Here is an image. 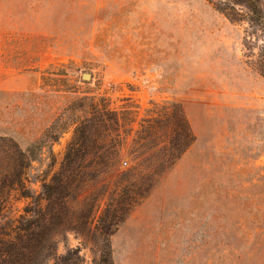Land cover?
I'll return each mask as SVG.
<instances>
[{
    "label": "rangeland",
    "instance_id": "obj_1",
    "mask_svg": "<svg viewBox=\"0 0 264 264\" xmlns=\"http://www.w3.org/2000/svg\"><path fill=\"white\" fill-rule=\"evenodd\" d=\"M240 2L0 0L2 224L37 200L49 218L44 186H55L74 137V100L94 98L117 114L121 158L71 205L102 194L97 221L116 189L136 198L109 237L113 264H264V22ZM172 103L195 141L171 162ZM15 148L29 198L10 191ZM53 240L57 263L78 250L94 264L105 247L93 229Z\"/></svg>",
    "mask_w": 264,
    "mask_h": 264
},
{
    "label": "trees",
    "instance_id": "obj_2",
    "mask_svg": "<svg viewBox=\"0 0 264 264\" xmlns=\"http://www.w3.org/2000/svg\"><path fill=\"white\" fill-rule=\"evenodd\" d=\"M262 0H242L236 3L244 6L250 15L252 23L264 22V12L261 7ZM232 5V11H234ZM218 11H225L217 8ZM224 14L232 21H236L235 14ZM77 94V92H75ZM84 98H76L72 111L75 114L73 123L74 137L67 147L60 171L56 174L53 187L47 184L49 198L54 199L49 218L42 212L41 204L37 200L35 210H24V214L9 220L3 216L4 198L0 199V264H44V261L54 259V264H82L78 250H70L61 257L57 263L56 244L53 235L61 230H73L82 236L88 237L93 229L95 240L105 242L99 258L94 264H113L109 237L114 234L121 223L133 208L136 198L122 197L116 189L107 201L105 212L95 221V214L103 201L102 194L96 196L91 193L79 203L82 208L79 212L73 211L71 204L78 196L95 183L99 176L112 171L121 158V145L113 133L117 131L119 119L104 101L90 99L88 106L82 104ZM86 117L80 116L84 112ZM167 110L172 111L166 115L163 128L172 130L170 140L169 161H176L193 144L195 137L185 117L182 107L177 103L169 104ZM16 154L20 157L19 173L13 182L10 191L16 192L20 198H29L28 190L22 179L24 154L18 149ZM119 182L118 184H120ZM117 188H119L117 186ZM127 188V184L122 187ZM120 188V189H121ZM74 189V190H72ZM75 192L73 195L72 192ZM60 207L59 209L57 208ZM111 212V215H107ZM96 222V223H95Z\"/></svg>",
    "mask_w": 264,
    "mask_h": 264
},
{
    "label": "water",
    "instance_id": "obj_3",
    "mask_svg": "<svg viewBox=\"0 0 264 264\" xmlns=\"http://www.w3.org/2000/svg\"><path fill=\"white\" fill-rule=\"evenodd\" d=\"M82 79H84V80L91 79V75L90 74H83Z\"/></svg>",
    "mask_w": 264,
    "mask_h": 264
}]
</instances>
